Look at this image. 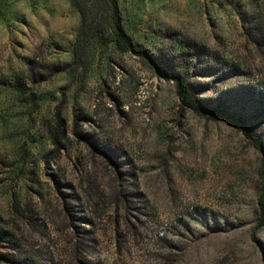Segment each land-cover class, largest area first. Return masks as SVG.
I'll return each instance as SVG.
<instances>
[{"label":"rangeland","instance_id":"1","mask_svg":"<svg viewBox=\"0 0 264 264\" xmlns=\"http://www.w3.org/2000/svg\"><path fill=\"white\" fill-rule=\"evenodd\" d=\"M117 1L161 73L97 4L0 0V264H264V0Z\"/></svg>","mask_w":264,"mask_h":264},{"label":"trees","instance_id":"2","mask_svg":"<svg viewBox=\"0 0 264 264\" xmlns=\"http://www.w3.org/2000/svg\"><path fill=\"white\" fill-rule=\"evenodd\" d=\"M73 2L81 14L82 33L87 35L91 33L92 35H94L96 31H100L96 30L97 28L95 27L102 24V21H98L97 14L92 11V8L96 4L99 5V7H101L103 10L104 18L107 20V23L113 33L116 48L120 51H128L136 56H139L143 60L147 61L156 72L161 73L159 62L154 58V56L147 50L141 48L137 43H135L127 33L117 0H73ZM162 75L163 77L174 82L177 99L179 100V103L183 108L196 113L213 112L223 115L226 122L236 130L243 133L246 139L254 148L263 150L262 142L258 138L253 136L250 129V123L246 117L237 115L227 109L220 108L218 106L209 107L200 103L192 93L189 82L184 79L179 73L171 71L166 72ZM55 117L56 120L60 124H62V118L59 112L55 114Z\"/></svg>","mask_w":264,"mask_h":264}]
</instances>
